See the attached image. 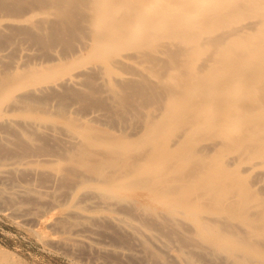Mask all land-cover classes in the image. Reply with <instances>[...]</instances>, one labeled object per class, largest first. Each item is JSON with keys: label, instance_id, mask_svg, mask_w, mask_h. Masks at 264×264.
<instances>
[{"label": "bare ground", "instance_id": "bare-ground-1", "mask_svg": "<svg viewBox=\"0 0 264 264\" xmlns=\"http://www.w3.org/2000/svg\"><path fill=\"white\" fill-rule=\"evenodd\" d=\"M0 202L65 207L70 250L264 264V0H0Z\"/></svg>", "mask_w": 264, "mask_h": 264}, {"label": "rangeland", "instance_id": "rangeland-1", "mask_svg": "<svg viewBox=\"0 0 264 264\" xmlns=\"http://www.w3.org/2000/svg\"><path fill=\"white\" fill-rule=\"evenodd\" d=\"M23 175L21 174L19 176L23 177ZM33 175L35 174H32V176L30 175V177L34 181V178H36L37 176L35 175V177ZM21 177L17 176V179H22L21 182L24 181L23 178L27 179V176L26 178L25 176L23 178ZM36 180L35 182L37 183ZM0 205V264H108L110 261L112 263L110 262L109 264H140L137 258L135 259L133 257H121L114 253L113 255L112 253L102 254L104 256L103 257L100 256L101 254L98 255V253H93V251L89 252V249H87L86 247H84L83 249V246H79L74 250H70L64 246L52 242V236L64 237L69 235V233H65L64 231L60 232L58 229H56L58 230V232H56L55 230L52 231L53 229H55V227H53V225L50 223L52 217L60 216L63 214V212L66 210L65 207H53L49 205L50 208H48L49 206H46L47 208L45 209H38L34 205H24V207H27L26 210L29 213L30 219H28L32 222L30 223L27 220L28 223H30L28 224L26 222V219L17 217L18 215H16V213L11 210L10 206H8V203L0 202ZM36 209H38L37 212H35ZM31 210L35 213H33ZM41 212H43V216L42 214L40 215ZM12 214L16 215L17 220L14 215L13 217H11ZM32 214H36V217ZM18 218L21 220H19ZM32 218L35 223L32 221ZM49 225L51 226V228H49ZM54 232L57 235H55ZM46 234H48V236ZM107 240L110 239L108 238ZM85 248L88 251H86ZM80 250H84L82 253L85 255H82V257ZM88 252L91 254V256ZM94 254L97 255L93 256ZM86 255L88 257H86ZM92 256L93 258L95 257L94 259L96 260L91 258ZM107 256L111 260L105 259L107 258ZM116 257L119 260L116 259ZM112 258L115 260H113ZM133 259H135L136 262L133 261Z\"/></svg>", "mask_w": 264, "mask_h": 264}]
</instances>
